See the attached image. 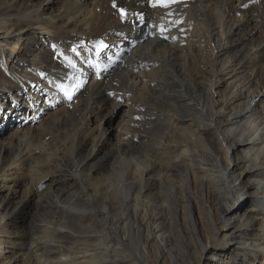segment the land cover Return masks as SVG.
<instances>
[{"label":"bare ground","instance_id":"6f19581e","mask_svg":"<svg viewBox=\"0 0 264 264\" xmlns=\"http://www.w3.org/2000/svg\"><path fill=\"white\" fill-rule=\"evenodd\" d=\"M63 100L0 138V264H239L232 238L264 258V0L0 1V110ZM238 204L262 217L232 227Z\"/></svg>","mask_w":264,"mask_h":264},{"label":"rangeland","instance_id":"374dc122","mask_svg":"<svg viewBox=\"0 0 264 264\" xmlns=\"http://www.w3.org/2000/svg\"><path fill=\"white\" fill-rule=\"evenodd\" d=\"M2 1V0H0ZM59 7V5L55 6V10H57ZM122 65V62L120 60H116L112 63H110L109 65H104V67L101 68V74H99V78L94 77V75L91 74V78L85 81V84L83 85V89L81 90L82 93L79 94V96H81L76 102H81L83 100H85L89 94V91L93 85V83H96L98 81V79L101 80V82H108L111 78L112 75L115 73V71L117 69H119V67ZM57 101V100H56ZM56 101L52 102L51 105H53ZM131 102L129 101H124L122 103H120L117 108L115 109V111L111 114L110 117H108L106 123L108 124V127L111 129V137L113 138V140H115L116 135L119 131V122L123 119L124 116L127 115V113L129 112V107H130ZM57 105V102L56 104ZM25 106V105H24ZM67 106V107H66ZM70 105H66L64 100H63V104L58 105V106H52V108L47 109L44 113H42L40 116H37L36 118H30L31 116V111H28L27 114V119L25 118L26 115H23L22 113L17 112L14 109H11L10 107H6L5 109H1L0 110V138L2 137V139L9 133V124H21L22 122L26 123V124H32V121L35 122L36 126H42V124L44 123V121L51 115L54 114H63L60 113L61 109L65 108H69ZM25 106V110H26ZM70 111V108L68 109ZM152 124L150 126H146V124H137L136 126H139L140 128H142V130L145 132V134L147 135L146 137H150L152 135V128H153ZM45 132L50 131L49 128L48 129H44ZM206 138L210 141H213L216 143L217 141V137L219 136H215V134L213 133H209L206 132ZM1 139V140H2ZM112 148L111 145H107L105 147L102 148V151L100 153V157L103 158L104 156H106L110 149ZM245 151H242V153H244ZM242 153H239V155H236L237 157L242 156ZM53 176H49L47 177V179L45 178L43 181V187L42 190L39 192L40 194L42 193H46L49 189V185L51 183V180L53 179ZM249 179L251 180H255V174L248 176ZM68 182V181H67ZM55 186H61V184L59 182L55 183ZM6 190L4 188H1L0 190V195L5 194ZM39 197L37 196L36 199L32 202H30L29 205H27L26 208L23 209V211H21L18 215L19 217V221L21 222H27L30 220L33 212H34V206L36 205L35 201L38 199ZM251 198L250 197H245L243 198L241 201H239L238 203L242 204V202L244 201H250ZM209 206L205 205V210H208ZM249 209V206H247L246 204L240 206L239 204L237 205L236 208H234V212L233 215L230 219V223L232 224V227L235 226L236 224H238L239 220H252L255 219L257 216H260V214L258 215L256 213V211L253 212H248L246 213V211ZM193 213H194V217L197 219H201L205 218L203 217L202 213L200 210H198V207H195L193 209ZM245 214L247 217L249 218H244ZM262 217V216H260ZM20 223V222H19ZM201 223V221H200ZM252 234V231L250 230L249 233L246 234V236L244 237V239H249V235ZM234 238L230 239L228 241V243H224V248H217L215 249V251L217 253H222L223 251H230L232 254L231 255H227L225 256L224 253V257L226 259V262H231V263H241V264H264V258L262 257L260 250H256L254 253H250V254H245L241 248H239L238 242L236 240H233ZM211 254L209 255V258H207V263L212 264V263H216L220 261L221 257H214L213 259L211 258ZM66 261V260H65ZM63 260V262H65ZM65 264V263H64Z\"/></svg>","mask_w":264,"mask_h":264},{"label":"snow or ice","instance_id":"6c2138e0","mask_svg":"<svg viewBox=\"0 0 264 264\" xmlns=\"http://www.w3.org/2000/svg\"><path fill=\"white\" fill-rule=\"evenodd\" d=\"M115 6V5H114Z\"/></svg>","mask_w":264,"mask_h":264}]
</instances>
